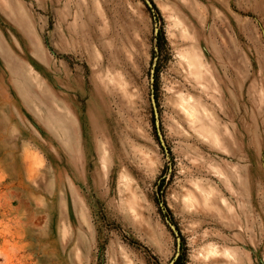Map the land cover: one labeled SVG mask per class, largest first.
Returning <instances> with one entry per match:
<instances>
[{
    "label": "rangeland",
    "instance_id": "374dc122",
    "mask_svg": "<svg viewBox=\"0 0 264 264\" xmlns=\"http://www.w3.org/2000/svg\"><path fill=\"white\" fill-rule=\"evenodd\" d=\"M176 253L264 264V0H0V264Z\"/></svg>",
    "mask_w": 264,
    "mask_h": 264
},
{
    "label": "water",
    "instance_id": "95a60500",
    "mask_svg": "<svg viewBox=\"0 0 264 264\" xmlns=\"http://www.w3.org/2000/svg\"><path fill=\"white\" fill-rule=\"evenodd\" d=\"M155 126H156V129H157V133L159 135V132H158V123H157V120L155 121ZM169 226L171 227V230L172 232L175 234V238H176V247H177V250L179 249L180 247V237L177 233V230L175 228V226L171 223V222H168ZM177 257V253L175 254L174 258L171 260V263L174 261V259Z\"/></svg>",
    "mask_w": 264,
    "mask_h": 264
},
{
    "label": "trees",
    "instance_id": "16d2710c",
    "mask_svg": "<svg viewBox=\"0 0 264 264\" xmlns=\"http://www.w3.org/2000/svg\"><path fill=\"white\" fill-rule=\"evenodd\" d=\"M180 260H181V258L178 256V257L176 258V260L174 261V264H177V263H179V262H180Z\"/></svg>",
    "mask_w": 264,
    "mask_h": 264
},
{
    "label": "bare ground",
    "instance_id": "6f19581e",
    "mask_svg": "<svg viewBox=\"0 0 264 264\" xmlns=\"http://www.w3.org/2000/svg\"><path fill=\"white\" fill-rule=\"evenodd\" d=\"M191 115V114H190Z\"/></svg>",
    "mask_w": 264,
    "mask_h": 264
}]
</instances>
